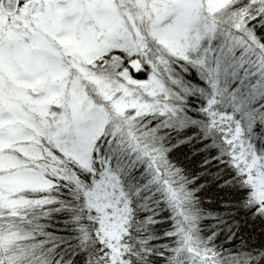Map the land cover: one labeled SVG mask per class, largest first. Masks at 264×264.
<instances>
[{
  "label": "snow or ice",
  "instance_id": "snow-or-ice-1",
  "mask_svg": "<svg viewBox=\"0 0 264 264\" xmlns=\"http://www.w3.org/2000/svg\"><path fill=\"white\" fill-rule=\"evenodd\" d=\"M0 264H264V0H0Z\"/></svg>",
  "mask_w": 264,
  "mask_h": 264
}]
</instances>
